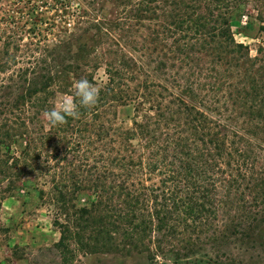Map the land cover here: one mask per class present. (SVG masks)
Masks as SVG:
<instances>
[{"label":"trees","instance_id":"obj_1","mask_svg":"<svg viewBox=\"0 0 264 264\" xmlns=\"http://www.w3.org/2000/svg\"><path fill=\"white\" fill-rule=\"evenodd\" d=\"M249 10L264 31V0H0V206L47 197L57 247L264 225V47L231 28ZM81 78L97 104L50 126Z\"/></svg>","mask_w":264,"mask_h":264},{"label":"rangeland","instance_id":"obj_2","mask_svg":"<svg viewBox=\"0 0 264 264\" xmlns=\"http://www.w3.org/2000/svg\"><path fill=\"white\" fill-rule=\"evenodd\" d=\"M110 3L96 13L107 14ZM248 10V9H247ZM231 21L237 42L249 48L251 56L264 47V31L255 11L249 10ZM103 76V69L98 77ZM68 94L57 93L55 106ZM120 120L130 123L131 109H124ZM93 198L82 193L75 201L77 207L89 205ZM56 206L47 197L42 199L36 191L18 193L5 199L0 206V264H264V225L250 228L248 222L232 226L228 232H204L186 237H173L158 241L148 237L131 244L122 239V246L110 247L93 244L86 235L83 243L57 247L60 231L54 225ZM190 240H186L189 239ZM183 239V240H182ZM125 243H129L126 245Z\"/></svg>","mask_w":264,"mask_h":264},{"label":"clouds","instance_id":"obj_3","mask_svg":"<svg viewBox=\"0 0 264 264\" xmlns=\"http://www.w3.org/2000/svg\"><path fill=\"white\" fill-rule=\"evenodd\" d=\"M73 88L74 95L64 96L56 106L44 112L50 126L65 124L68 117L78 118L81 107L91 108L97 104L100 89L89 80L86 78L76 80ZM157 260L158 264H164L161 258L158 257Z\"/></svg>","mask_w":264,"mask_h":264}]
</instances>
